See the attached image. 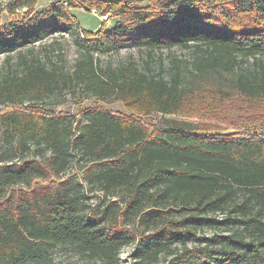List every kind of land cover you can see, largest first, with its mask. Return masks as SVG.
<instances>
[{
  "label": "trees",
  "instance_id": "1",
  "mask_svg": "<svg viewBox=\"0 0 264 264\" xmlns=\"http://www.w3.org/2000/svg\"><path fill=\"white\" fill-rule=\"evenodd\" d=\"M36 4L14 0L7 10L23 8L24 17L0 25V55L11 62L19 54V67L0 73V105L43 103L72 86L122 100L134 115L100 107L82 110L81 119L48 109L0 115V264H45L58 244L91 262L118 264L121 249L133 243L134 258L151 264L191 238L204 247L175 264H264V118L247 115L226 132L167 117L195 115L232 97L264 103V0H56L44 10ZM78 4L110 13L114 26L80 29L71 12ZM57 33L80 49L70 68L23 53ZM131 46L191 49L192 73L231 75L232 92L183 85L179 73L167 81L149 66L104 69L95 57ZM142 112L162 117L143 121ZM32 147L45 162L18 156ZM73 160L84 164L77 174L32 187ZM97 191L105 203L92 207L88 195ZM130 220L146 231L123 226ZM206 227L228 231L200 234Z\"/></svg>",
  "mask_w": 264,
  "mask_h": 264
},
{
  "label": "rangeland",
  "instance_id": "2",
  "mask_svg": "<svg viewBox=\"0 0 264 264\" xmlns=\"http://www.w3.org/2000/svg\"><path fill=\"white\" fill-rule=\"evenodd\" d=\"M56 0H37L36 9L44 10L49 8ZM14 0H0V25L17 22L24 17L25 9L19 8L14 14L10 13L7 8ZM95 9L97 14H93ZM86 12L81 5L72 8L71 12L78 18L80 29L84 28L89 31H98L101 24L105 22L106 27L114 26L116 18H108L107 15H102L96 8ZM23 53L29 57L41 58L43 61L51 58L58 64H64L70 68L72 64L80 57V49L75 43L72 36L68 34L57 33L44 41L37 43L23 49ZM192 50L182 47H158L149 49L146 47H124L118 51H107L101 54L95 53L98 58L100 66L104 69H121L130 64L143 71L147 66L157 74L161 73L165 80L170 81L175 73L180 74V81L183 85L206 86L213 85L222 89L230 90L232 86L233 77L230 75L221 74H207L201 77L196 76L190 70L189 61L192 59ZM12 60L9 62L5 54L0 55V73L7 71L11 65L17 69L19 67V54L13 52L11 54ZM20 70V69H19ZM160 74V75H161ZM232 92V90H230ZM90 107H100L104 110L124 115L133 116L134 113L119 99H103L86 92L80 87H68L62 92L45 99L43 103L25 102L23 104H6L0 105V115L14 110L22 111L24 113H41L42 109H48L50 113L78 115L81 119L80 113L82 110ZM214 108H207L203 106L198 114H172L167 117L186 120L194 123H207L218 125L225 128L226 132L235 131L233 121L240 122L242 117L254 114L255 118H264V103L250 102L239 97H232L222 103H216ZM143 121L156 122L161 117V113L146 114L144 112L137 114ZM34 147L25 153H21L19 157H36L41 161H46L41 154H39ZM49 155V154H48ZM83 161L73 160L65 171H61L57 176L53 169L48 171L43 177H37L32 181V187L36 189H45L51 187L69 176L78 173L79 168L82 167ZM87 184V182L85 181ZM17 186V185H16ZM15 186V187H16ZM24 187V188H23ZM17 189L22 188L25 192V186L19 185ZM88 203L93 206H102L105 203L103 193L100 191L90 193L88 195ZM123 226L138 232L139 235L146 231L145 227L139 226L137 220L127 221ZM228 231L224 227L221 228H204L200 234L207 236L214 232ZM149 233V232H148ZM137 247L136 243L126 245L121 249L120 261L118 264H150L148 262L140 261L134 258L133 254ZM204 244L200 245L197 239L191 238L184 243L178 242L172 246V252L162 253L159 260L151 264H175L181 261L199 255L200 249ZM48 257L45 264H101L96 261H89L68 245H56L48 249Z\"/></svg>",
  "mask_w": 264,
  "mask_h": 264
},
{
  "label": "built area",
  "instance_id": "3",
  "mask_svg": "<svg viewBox=\"0 0 264 264\" xmlns=\"http://www.w3.org/2000/svg\"><path fill=\"white\" fill-rule=\"evenodd\" d=\"M92 12H93V14H97V12H96V10H95V9H93V10H92Z\"/></svg>",
  "mask_w": 264,
  "mask_h": 264
}]
</instances>
